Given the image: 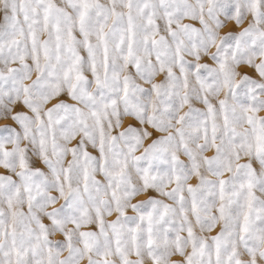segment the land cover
Here are the masks:
<instances>
[{"label": "snow or ice", "instance_id": "1", "mask_svg": "<svg viewBox=\"0 0 264 264\" xmlns=\"http://www.w3.org/2000/svg\"><path fill=\"white\" fill-rule=\"evenodd\" d=\"M261 113L264 0H0V264H264Z\"/></svg>", "mask_w": 264, "mask_h": 264}, {"label": "rangeland", "instance_id": "2", "mask_svg": "<svg viewBox=\"0 0 264 264\" xmlns=\"http://www.w3.org/2000/svg\"><path fill=\"white\" fill-rule=\"evenodd\" d=\"M187 22H189V21H185V23H187ZM157 23H161L160 21H158ZM198 26V25H197ZM245 26H247V22H245ZM50 106V105H49ZM186 110V109H185ZM261 115H264V113H261ZM4 123V121H0V124H3ZM137 154H139V153H137ZM193 183H195V180H193L192 181ZM131 214V213H130ZM114 218V217H113ZM212 234H215V231L212 233Z\"/></svg>", "mask_w": 264, "mask_h": 264}]
</instances>
